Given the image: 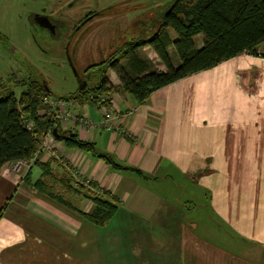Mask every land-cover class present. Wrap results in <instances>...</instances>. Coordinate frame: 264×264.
<instances>
[{"label":"crops","instance_id":"1","mask_svg":"<svg viewBox=\"0 0 264 264\" xmlns=\"http://www.w3.org/2000/svg\"><path fill=\"white\" fill-rule=\"evenodd\" d=\"M202 39L196 35L195 45L201 46ZM147 55L157 69H165L153 50ZM171 59L174 65L179 62L173 53ZM107 74L118 89L115 72ZM109 97L117 114L110 127L103 125V108L88 102L78 103L76 110L89 124H61L91 142V150L67 146L50 134L51 149L60 155L51 162L58 177L76 169L111 197L117 209L108 224L136 221L165 236L174 213L182 264H255L248 260L252 254L264 264V56L234 55L154 90L143 104L121 90ZM103 154L129 169L112 168ZM47 159L43 153L39 162ZM29 173L34 182L41 168L33 164ZM36 191L61 205L3 166L0 207L6 199L16 202ZM193 197L201 199L205 221L188 216L197 206ZM68 198L81 210L91 208L80 194ZM215 230L241 238L250 256L216 244Z\"/></svg>","mask_w":264,"mask_h":264},{"label":"rangeland","instance_id":"2","mask_svg":"<svg viewBox=\"0 0 264 264\" xmlns=\"http://www.w3.org/2000/svg\"><path fill=\"white\" fill-rule=\"evenodd\" d=\"M117 1L111 12L86 24L85 36L77 44L76 53L72 51L75 40L73 42L68 37L71 39L70 52L75 56L73 65L79 70L107 57L125 41L142 35L144 29L151 30V19L172 0ZM31 3L32 0H0V75L6 77L15 73L17 77H24L30 73L28 67H31V72L47 80L53 94L47 100L51 106L53 102V105L56 104V99L52 97L75 91L78 81L73 65L61 51V44L58 46L39 32L34 38L27 30L25 13ZM142 21H146L145 24ZM151 51L149 46L138 49L139 55L144 58H148L147 53ZM152 66L157 69L154 63ZM254 84L252 77L251 85ZM9 87L15 94L22 90V87L13 84L7 85ZM55 107L52 113L58 110ZM42 142L44 150L51 148L53 140L49 132ZM32 163L12 161L5 166L6 170L24 180ZM185 198L186 192L182 200ZM193 199L197 206L191 208L188 216H197L205 221L207 218L202 211L201 199ZM62 205L43 198L37 191L16 202L9 203L6 199L0 207V223L4 222L0 224V264H182V238L174 222V213L169 216L165 237L162 232L161 236L157 234L158 230H150L155 226H142L136 221L129 225L124 222L122 226L108 224V221L100 226L77 212H68L69 208ZM215 234L219 236L216 244L239 256H250L246 253L248 244L243 245L241 238L225 231L218 235L215 230ZM221 234L225 236L224 239ZM251 258L249 262L260 264L254 254Z\"/></svg>","mask_w":264,"mask_h":264},{"label":"trees","instance_id":"3","mask_svg":"<svg viewBox=\"0 0 264 264\" xmlns=\"http://www.w3.org/2000/svg\"><path fill=\"white\" fill-rule=\"evenodd\" d=\"M142 35L125 41L107 57L86 66L87 79L94 83H80L75 91L58 95L56 101H67V110L76 114V121L85 118L77 112V104L88 102L96 107L111 106L110 93L121 90L143 104L156 89L173 81L215 66L240 53L264 56V0H172L171 3L151 19ZM202 35L201 46H196L194 37ZM149 46L165 69H155L148 58L139 55L138 49ZM173 53L179 60L176 65ZM108 70H113L120 84L112 85ZM14 86L22 87L15 94L7 89L0 94V173L6 163L12 161L33 162L41 168L36 181H30L26 172L25 182L32 188L77 212L97 225L106 224L117 209V204L106 194L97 192V185L89 180V187L77 181L70 169L66 177H58L51 167L54 155L43 149L42 140L54 127L58 133L68 136L61 141L67 146L91 150L92 143L78 139L70 129H61L58 114L52 113L48 104L53 96L48 83L34 77L19 81ZM51 107V108H50ZM87 119V118H86ZM67 121V120H66ZM67 124V122H65ZM53 135V134H52ZM43 153L48 159L39 162ZM106 158L116 170L129 169ZM57 180H63L59 185ZM64 184V185H63ZM60 186V187H58ZM80 194L91 202L88 211L74 206L69 196Z\"/></svg>","mask_w":264,"mask_h":264},{"label":"flooded vegetation","instance_id":"4","mask_svg":"<svg viewBox=\"0 0 264 264\" xmlns=\"http://www.w3.org/2000/svg\"><path fill=\"white\" fill-rule=\"evenodd\" d=\"M32 2L33 3L30 4L29 9L25 13L27 30L33 37L39 32L45 35L51 42L55 41L58 46L61 44L60 46L63 48L61 51L64 52L69 63L73 65L75 56L70 52L71 39L73 42L75 40L72 51L76 53L77 44L83 41V37L85 36L86 24L94 18L101 17L111 12L118 1L32 0ZM145 22L146 21H142L141 23L145 24ZM142 32L144 33L145 29ZM69 36L71 37L70 40L68 39ZM72 67L78 84L80 83L81 86L82 81L87 82V80L93 78V76L90 75V78L87 79V75L84 72L86 67L83 68V70H79L78 67L74 65ZM28 70L30 73L24 77H17L15 73H11L6 77L0 75V94L8 89L7 85H14L19 83V81L33 79L36 76L47 82L42 76L35 74L33 71L31 72V67H28ZM9 89L12 88L9 87Z\"/></svg>","mask_w":264,"mask_h":264},{"label":"built area","instance_id":"5","mask_svg":"<svg viewBox=\"0 0 264 264\" xmlns=\"http://www.w3.org/2000/svg\"><path fill=\"white\" fill-rule=\"evenodd\" d=\"M55 101V100H54ZM54 103V102H53ZM53 103L51 104L52 108H54V106H56L55 108H58V110L56 111L58 114V118L61 120L62 123L65 122H75L77 119L76 114L74 112H70L67 109L71 107V103L66 102V101H56L53 105ZM104 110V121H103V125L105 127H110L112 122L117 118V114L114 111L113 108L107 107V108H103ZM67 120V121H66ZM80 125H86L89 124L88 120L86 118H80L78 119ZM61 123V124H62ZM42 144H44L42 142ZM47 151L49 154L54 155L58 158H60V155L58 154V152L56 150L51 149L50 147H47ZM20 162H25L26 161H20ZM72 174L74 175V177L77 179V181L81 182L82 184H84L85 186L89 187V178L83 176L81 173H79L77 170H74L72 172ZM97 192L101 191L99 189H94Z\"/></svg>","mask_w":264,"mask_h":264},{"label":"water","instance_id":"6","mask_svg":"<svg viewBox=\"0 0 264 264\" xmlns=\"http://www.w3.org/2000/svg\"><path fill=\"white\" fill-rule=\"evenodd\" d=\"M52 134H53V136H54L55 138H57V139H59V140H62V139H64V138L68 137V136H65V135H63V134H61V133H58L55 127H54V129H53V131H52Z\"/></svg>","mask_w":264,"mask_h":264}]
</instances>
